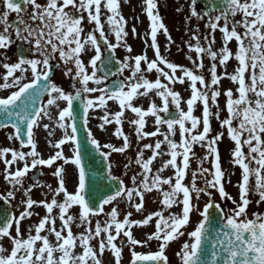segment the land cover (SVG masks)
<instances>
[{"label":"snow or ice","instance_id":"1","mask_svg":"<svg viewBox=\"0 0 264 264\" xmlns=\"http://www.w3.org/2000/svg\"><path fill=\"white\" fill-rule=\"evenodd\" d=\"M124 2L127 3L128 0ZM143 3L146 5L147 17L151 21L150 47L154 50L155 58L149 61L146 54H142L132 57V63H129L128 57L124 61L115 60V64L119 66L118 70L112 72L109 69L101 77L97 75L100 66L108 68L113 64L115 50L121 46V41L127 36L125 31L127 22L120 12V0H46L43 4L38 0H0V6L3 8L0 12V50H3L0 52V67L6 70L0 88L18 89L0 98V128L14 129V134L8 139L19 140L22 148L31 149L28 152H18L9 148L0 149V160L5 164L4 178L15 190L17 186L23 187L24 177L38 166L51 167L57 160H61L64 165H75L78 169V183L72 193L67 191L66 171L63 166L57 167L53 172L58 180V187L55 190L51 185H40L38 181L33 185L48 187L53 192L51 202L34 201L28 195L32 187L27 188L25 190L27 199L22 202L25 210L20 212L19 216L14 214L8 203L15 198V192L8 191L6 196L0 195V201H4L7 205L0 210L2 217L0 241L6 238L11 243L10 249L0 243V264H89V262L102 264L101 257L106 249L114 256L115 264H120L122 247H118L115 241L121 233L132 246V264H168L165 249L171 242L186 234L188 239L176 253L180 264H264V214L253 212L249 218L247 212L248 206L252 203L250 196H258L257 207L264 203V0H206L207 6L203 13L196 10L197 0H191V16L198 20L207 16L208 21L205 26L213 33L219 30L223 35L224 44L219 52L212 48L214 37L205 47L201 46L199 37L193 35L191 39L195 40L196 44L188 45L189 51L197 54L196 60H192L191 56L187 57L194 65L195 71L203 69V56L206 55L213 62L208 69L210 72L208 82L202 74H194V70L172 63L161 55L156 42L157 32L162 29L169 41L171 37L167 34V28L162 23L158 11L154 12L157 9L155 0H143ZM103 9L110 13L104 22H102ZM181 10L177 9V11ZM11 14H15L16 19L10 22ZM237 16L241 18L237 20ZM85 20L89 25H93L87 33L82 27ZM221 21H223L222 26ZM105 24L114 34L116 43L107 39ZM132 32L135 34V27ZM101 40L103 45L100 43ZM233 40L238 46L234 55L228 47V43ZM13 45L17 47L18 60L9 64L7 51ZM125 47L129 53L132 51L130 46L125 45ZM102 48L109 53L107 57L103 56ZM89 51H93V55L86 65L82 54ZM57 56L65 67L64 75L72 80L74 93L65 92L52 82L53 68L60 67L59 64L52 63ZM218 58L221 67H225L227 62L234 58L238 62L235 73L228 74L225 68L224 75H217ZM142 61L146 64L148 72L155 71L158 74L154 82L145 78L141 68ZM69 63L75 68L74 75L72 68L67 67ZM88 68H91L90 74ZM165 68L169 71H165ZM126 69H130L131 75L125 77L124 81L113 82L111 88L88 86L89 82L97 86L102 85L108 75H122ZM177 71L182 75L176 76ZM17 72L20 73L19 76L15 75ZM25 73H30V76L26 77ZM161 77L168 83H162ZM185 78L190 82L191 90V96L186 101L187 111L181 108L180 94L169 87V84H184ZM225 78L238 84L235 90L238 93L237 98H233L232 89L223 92L226 97L227 118L220 121V127L226 128L228 137L234 142L232 163L242 169V179L237 185L239 201L225 191L222 183L224 171L221 168L220 153L216 145L224 133L220 132L209 139L210 117L215 116L220 120L217 101L222 94L219 90L220 82ZM26 79L29 82H24ZM77 82L80 87H77ZM197 84L200 88H197ZM97 92L100 93L98 97L88 98V94ZM152 92L160 98L161 106H157L149 95ZM42 97H47V102L38 106ZM140 98L149 100L146 110L142 106H134V100ZM109 100L118 102L120 110L110 114ZM77 101L82 108L85 127L89 123L90 110L95 111L97 107L103 111V115L99 117L103 121L99 125L102 131L105 130V125L111 123L121 125L125 111L130 110L137 117L130 123L136 126L138 139L163 136V140H157L154 146L144 145V148L152 149V155L147 160L143 158V150L138 152L135 162L143 171L131 177L133 187L127 188L123 180L112 175L109 164L108 178L116 181L118 187L114 194L97 195L94 182H89L83 164L84 149L77 138L75 103ZM59 102H65L66 106L60 109ZM170 102L174 106V111H169ZM197 102L203 106L202 121L193 115ZM53 107L59 109L54 127L63 130V137L54 144L49 141L50 146L55 149H61V146L66 144L74 146L71 157H65L61 149L48 159H44L37 151L34 129L40 126L44 118L53 120V114L49 111ZM212 107L217 109L215 113ZM161 113L164 115L162 116ZM146 117H154L156 131L143 132ZM187 123L191 126H186ZM201 123L202 131H198ZM162 125L167 126L166 133L160 131ZM42 126L51 137L54 132L53 125ZM177 126L179 143L171 138L177 134ZM113 135L123 138L122 147H114L110 143L102 145L91 131L87 134L88 143L105 161L109 160L113 152L124 153L130 146L129 138L123 134L121 128H118ZM162 145H167L168 151H160ZM195 145L206 147L208 154L202 159L197 158L193 151ZM245 147L247 153L244 151ZM104 149L109 151L106 152ZM9 154L11 159H5ZM164 156L170 158L164 161L157 173L150 177V166L153 161L157 157ZM209 156L213 158L212 172L203 167V162L208 160ZM29 157L30 163L27 159ZM178 157L181 158L180 163ZM192 159H199V167L198 171L192 172L191 186H188L184 184V180ZM18 162H23V167L10 171ZM169 167L175 170L174 176L163 178L161 173ZM198 175L203 179L205 187H197ZM208 175H211L212 179H208ZM138 176L142 179L138 180ZM250 180L254 183H250ZM163 185H167L169 190L162 191ZM209 189L217 191L221 201H230L233 208L227 211L221 208V205L212 199ZM153 190L162 192L161 203L165 209L182 205L181 213H170L165 218L162 211H157L148 214L140 221H131L129 217L132 213L129 212L120 222L117 220V207H112L110 212L105 214L109 219L105 220L103 225L97 220L93 230L90 217L99 216L104 212L106 205L114 204L119 198L126 197L136 212H141L144 208L145 194ZM61 193L63 202H58L56 197ZM193 194L197 201L201 194L209 197L203 210L192 203ZM134 196L139 202H134ZM34 205L43 206L47 215L35 226V234L33 235L32 228H29L25 237L21 231V222L33 215L29 209ZM74 205L80 208L78 223L76 217L67 215L68 210ZM54 208L59 209L58 218L61 221L59 230L56 228V218L51 215ZM193 212H198L201 219L192 231L186 233L182 229H186L190 224V215ZM154 217L159 218L155 224L156 231L148 235L144 241L134 238L131 228L134 225L147 226ZM73 224L77 228L83 227L84 232L78 236L74 235ZM113 228L115 235L112 232ZM42 232L47 234L41 235ZM49 236L55 238L54 243L50 241ZM97 238H100L99 254L91 245V241ZM152 240L159 242L158 251L155 253L143 254L134 250L135 246H146ZM77 241L82 249L80 253L75 251Z\"/></svg>","mask_w":264,"mask_h":264},{"label":"rangeland","instance_id":"2","mask_svg":"<svg viewBox=\"0 0 264 264\" xmlns=\"http://www.w3.org/2000/svg\"><path fill=\"white\" fill-rule=\"evenodd\" d=\"M131 1H133V0H128L127 4L129 2H131ZM120 5H122V6L126 5L124 0H120ZM120 12L123 15V10L122 9H120ZM130 15H131V12L128 13V16H130ZM125 21L127 22L126 25H125V31L128 33V32H130V29L132 27H134V25L131 23L130 20H125ZM233 41L235 43L236 48H231V50L235 54L238 46H237L236 41L235 40H233ZM222 46L223 45H221V44H215L212 47H214L215 50H218ZM153 59H154V57H152L151 60H153ZM151 60H149V61H151ZM167 60L170 61L169 58H167ZM170 62L175 63L177 65H181V66L186 67L188 69H193L194 73L197 72V71H195L194 67H192L189 64V61H186V60H184V61L174 60V61H170ZM226 66L227 67L230 66L229 68L236 69L238 67V63L233 58V59H230L227 62ZM160 67L163 68L164 66L160 65ZM204 69H205V64H204ZM164 70L165 71H169L166 68ZM73 72H74V70H73ZM231 74H233V73H231ZM154 75L158 76V74L155 71H152L150 82H154L155 79L157 78V77L154 78ZM181 75H182V73L177 71L176 76L179 77ZM56 77H58V76H56ZM207 79H209V76H207L206 82H207ZM161 81H162V83H165V84L168 83L166 80L163 79V77H161ZM54 83L57 86H59L62 89H64L65 92H67L66 88L64 87V83H63V81L61 79L59 80V78H55V82ZM230 84H233V82L229 81L228 79L227 80H223L222 79L221 82H220V85H219V90L221 91L222 94L218 98L217 103L219 104L220 120L221 121L223 119L227 118V111H226V108H225L226 104L224 103V102H226V97L223 95V92H224V90H227V86L230 85ZM89 85L90 86H97L95 84H89ZM169 87L173 91H177L180 94V97H181V108L184 111H187L186 101L191 96L190 82L187 80V78H185V83L184 84H179V83L169 84ZM8 91H9V89L6 92H8ZM233 92H236V91H233ZM3 94H5V93H3ZM235 95H238V93H236ZM90 96H91L90 98L95 99L99 95L90 94ZM150 96L155 101L157 106H161L162 102H161L159 97L155 96L154 92L150 93ZM45 101L47 102V100H45ZM171 105L172 104L170 102L169 103V107H171ZM65 106H66L65 102H59V108L60 109H62ZM139 106H141L140 103H139ZM197 106L199 107V113L196 114V110H195V106H194L193 115L198 117V118H200L201 121H202L203 106H202V104L200 102H199V104ZM98 109L100 110V112H103L100 108H98ZM98 109H95V111L98 110ZM58 110L59 109H56L55 107L50 108L49 111L53 114V120L49 121L47 118H44L41 121L40 126L34 129V138H35V142L37 144V151L40 153L41 158H44V159H48L51 155H54L56 151H59L61 149L63 150V154H64L65 157H71L72 154H73V151H74V146H72L70 144L62 145L61 149H55L54 147L50 146L49 141H51V143L54 144L55 142H57L59 139H61L63 137V130L54 127L55 123H56V113L58 112ZM216 110L217 109L215 107H212L213 113H215ZM95 111H92V116H91V121L92 122L96 121V119H94V116H96L95 115ZM108 111L111 112L112 114H114L115 112L119 111L118 102H114V101L110 100L109 104H108ZM125 114H126V116H130L127 111H125ZM220 120H217L215 118V116L210 117V124H211V130H212L211 134H212L213 137L216 135L214 133V128L217 127V122L216 121H220ZM43 124H52L53 125L54 132H53V135L51 137H49L47 131L43 129V126H42ZM186 126L190 127L191 125H190V123H187ZM177 128H178V126H177ZM220 129H221V132L224 133V136L220 140V143L223 144L226 147V150H224V155H222V158L220 156L221 168H222V171H224V179L222 180V183L224 184L225 191L229 195H231L233 197V199H236L237 201H239V188H238L237 185L241 182V179H242V175H241L242 174V169L239 167V165H234L232 163V160H233L232 152H233L234 147H235L234 142L231 141L230 138L228 137L226 128H224V130H223V128L220 127ZM199 130L200 131L202 130V123L199 126ZM12 133H14V132L11 131L10 129H7V139L3 143V145L7 144L6 148L16 150L17 146L11 145L12 143L18 144L16 139H11V140L8 139V137ZM210 138H212V137H210ZM30 150H31L30 147H23L21 149V151H24V152H28ZM244 150H246V153H247V148L246 147L244 148ZM207 154L208 153L205 150L199 151V158L202 159ZM27 159H28V161L30 163L31 158L29 157ZM212 161H213V158L211 156H209V159L205 160L203 162V167L204 168H208L210 170V172L214 171V169H212V166H211ZM59 166H63L65 168V171H66V167L70 166V167H72V170L75 172V174H73L72 176H69L68 172L66 171V177H65L67 191L69 193L74 192L75 188L77 186V183H78V175H77V170H75V165H71V164L64 165L63 161H61V160H57L51 167L38 166V167L42 168L43 171H44V175L42 177V180L39 182V184L40 185H51V188L53 190H55L58 187V180L53 175V172ZM252 166L254 167V165H252ZM17 167H23V162H20V164H18ZM34 170L35 169H32V171H34ZM32 171H30V172H32ZM207 178L208 179H212V176L208 175ZM191 182H192V179L185 178V180H184V184L188 185V186H191ZM250 183H254V181L250 180ZM196 185H197V187H205L204 181L199 175L196 178ZM164 187H165V185L162 186V190L164 189ZM25 190L26 189L22 190V188L21 189L16 188L15 190L12 189V187L11 188H9V187L7 188V192L8 191H14V192L17 191V195H16L17 200H16V202L19 203V208L22 211L25 210V205L22 202L27 199V197L25 196ZM155 191L156 190L152 191L151 193H146L145 194V197H144L145 202H149V201L153 200V196H155ZM209 191L212 193V199L214 201H216V200L220 201V203H222V205L224 206L226 211L228 209L233 208V205H232V203L230 201H227V200L221 201L219 193L217 191H215L214 189H209ZM28 195L34 201H37V202H40V201L51 202V200L53 198V192L50 191L48 187H36V186H34V188H32V191ZM249 198L252 200V203L248 206V209H247V212L249 214V218H251V214L253 212H259V213L264 214V203H261L259 205V207H257V205H256V200L258 199V196H250ZM56 199H57L58 202H63V194L61 193L60 196L56 197ZM208 200H209V197L207 195L201 194L199 200L196 201V204L198 205L200 210H203V207L208 202ZM113 205L114 204L106 205L104 207V212L101 213L99 216H91L90 217V219L92 221V225L91 226H92L93 230L95 228V223H96L97 220H99L102 223V225H103V222L105 220L109 219V217L106 216L105 214L110 212V210L113 207ZM125 208H126V206L123 207V211H121V212L118 211L117 220L120 221V222H122L124 217L127 215V211L124 210ZM29 211H31L33 213V215L29 219H25V220H23L21 222V231H22L23 225L32 224V225H34V227L32 229V234L34 235L35 234V226L38 225L40 220L44 216L47 215V212H46V209L43 206H37V205H34L32 209H29ZM79 212H80L79 206L74 205L72 208H70L68 210L67 215H72V216L76 217L77 218L76 222L78 223L79 222V219H78L79 218ZM180 213H181V211H180ZM51 215L56 218V226H60L61 227V221L58 218L59 217V209L58 208H54ZM194 218H195V221L192 220ZM157 219H159V218L158 217H154V219L152 221H150L149 225H147V226H135L134 225L131 228V231L133 233L134 238L139 239V238L142 237L140 235L148 236L149 234L154 233L156 231L155 224H156V220ZM200 219H201V217L199 216L198 212H193L190 215V220H192V222H190V224L186 227V230H187L186 233L192 231L194 229V227L196 226L197 222ZM129 220L133 221V217H129ZM30 222H33V223H30ZM47 227L48 226L46 225V229H47ZM29 228H31L30 225H29ZM125 230H127V228ZM72 231H73L74 235L78 236L82 232H84V228L83 227L77 228L76 225L73 224L72 225ZM112 232H113V235H115L114 228L112 229ZM14 234H15V232H13V235ZM23 234L26 237L28 235V232H25ZM46 234H47L46 232H42L41 233V235H46ZM102 238H103V234H102ZM49 239H50V241H52L53 240L52 236H49ZM99 239L100 238H97V239L91 241V245L93 246L94 250L97 251V253H99V249H98ZM122 241H123V243H121ZM8 242H9V245H11L9 240H8ZM0 243L3 244L4 242H0ZM116 243L119 244V245H123V246H126L128 244L127 238L123 236V233H121V235L118 237V239L116 240ZM8 249H10V248H8ZM128 249L131 250L132 246L130 245ZM75 251L77 253L82 252V249L79 246V241H77V247H76ZM105 251H108V250L106 249ZM104 256H105V254L103 255V262L105 261V257ZM110 262L113 263V258L110 259Z\"/></svg>","mask_w":264,"mask_h":264},{"label":"flooded vegetation","instance_id":"3","mask_svg":"<svg viewBox=\"0 0 264 264\" xmlns=\"http://www.w3.org/2000/svg\"><path fill=\"white\" fill-rule=\"evenodd\" d=\"M38 2H40L41 4L45 3L46 0H38ZM3 11L2 6H0V12ZM29 11H31V9H29ZM102 22L106 21L107 15H110V13H107L106 9L102 10ZM138 13L140 14L138 16V18H140V20L138 22L135 23V34H133L132 30L131 32L124 37V40L121 41V46L118 47L115 51L117 52L118 56L122 59V61L125 60L126 57L129 58V63H132L131 58L135 57L137 55H142L144 52V48L142 47L141 43H137L134 42V38L135 39H145V35H146V22L145 17L142 15L146 14L145 11V5L141 4L139 9H138ZM86 15V14H85ZM16 19L15 14H11L9 16V21H13ZM82 27L84 28L85 33H87L88 31H90L93 28V25H89L87 23V21L85 20V22L82 24ZM196 28L198 29V26H196ZM133 29V28H132ZM108 26L105 24V33L107 38L112 42V43H116L115 40V36L114 34L109 30ZM97 36H99L98 33H96ZM130 36H132V39L130 38ZM102 45V44H101ZM130 46L132 51L129 53L126 50V47ZM3 50H0V52H2ZM102 53L104 56V48H102ZM93 55V51H89L86 54H82V59L84 60L85 64L87 65L88 60L90 59V57ZM7 56H8V60L7 63L12 64L17 62L18 60V56H17V47L15 45H13L8 51H7ZM99 63V62H98ZM144 66L145 64L141 62V68L142 71L144 73L145 78L147 79V75L146 72H148L147 70H144ZM88 72L90 74L91 72V68H88ZM6 73V70L3 67H0V84H2L3 81V75ZM16 76H19L20 73L17 72L15 74ZM26 77L30 76V73H25L24 74ZM98 76H103V74L98 71L97 73ZM131 75V71L130 69H126L122 75H117L118 77L122 78L123 80H125V77H129ZM24 82H29L27 79ZM8 89H2L0 88V95L5 93L7 94ZM12 91L18 90L16 88H12L9 89ZM141 91H143L141 89ZM5 94H3L5 96ZM146 119V118H145ZM103 122H95L93 124V127L90 129V131L92 132L93 136L103 145L105 143H110L112 144L114 147H122L123 146V138L120 137L118 138L117 136L113 135V133L116 132V130L118 128H121L123 131V134L126 135L129 138V148L124 152V153H116L113 152L110 157H109V164H111V173L115 176H118L122 179H130L132 176L137 175L139 173H142V168L140 167V165H138L135 161H136V157L137 154L140 150H143V158L145 160H147L151 155H152V149H147L144 148V145L146 144H150V145H155L156 143V139L150 140L149 136L144 138V139H138L137 135H136V131L135 128L136 126L131 124V123H127L124 124L122 123L121 125H116L115 123H111L108 125H105V130H101L99 128V125L102 124ZM151 125L146 123L145 128L143 129V132L146 133H150L151 132ZM163 140V139H162ZM104 151H109L108 149H104ZM160 151L166 152L168 151L167 149V145H162ZM170 157L168 156H164V157H157L156 160L153 161L151 167V173L149 174L150 176L154 175L157 173L158 169L162 166V163L166 160H168ZM180 159L178 157V163H180ZM164 174H171L172 172V168L169 167L168 169H165V171L163 172ZM142 177L138 176V179H140ZM1 195V194H0ZM5 204L4 201H0V208L1 205ZM187 239H185V237H181V239L178 241L179 246L176 247L178 250L171 252L169 255L174 257V258H178L176 256V253L180 250L181 248V244H183ZM158 251V250H156ZM156 251H152V253H155ZM168 264H174V263H170L168 260Z\"/></svg>","mask_w":264,"mask_h":264},{"label":"water","instance_id":"4","mask_svg":"<svg viewBox=\"0 0 264 264\" xmlns=\"http://www.w3.org/2000/svg\"><path fill=\"white\" fill-rule=\"evenodd\" d=\"M42 98H41V101H42ZM41 101H40V104H41ZM75 103H76V115H77V120H76L77 138L82 148L84 149V159L86 160V162L93 165L94 172H91L90 177H88L89 182H94L95 187L97 189V195L114 194V192L116 191L118 187V184L116 181L110 180L108 176L106 175L105 162L99 159L97 155H92L93 153L91 152V145L90 143H88V141H86V138H85L84 124H83V119H82V108L80 106L79 101ZM40 104L38 106H40ZM25 140H26V137H25ZM95 162H97V165H95ZM97 172L99 174V177L94 176V174Z\"/></svg>","mask_w":264,"mask_h":264},{"label":"bare ground","instance_id":"5","mask_svg":"<svg viewBox=\"0 0 264 264\" xmlns=\"http://www.w3.org/2000/svg\"><path fill=\"white\" fill-rule=\"evenodd\" d=\"M66 170L68 171V168Z\"/></svg>","mask_w":264,"mask_h":264}]
</instances>
